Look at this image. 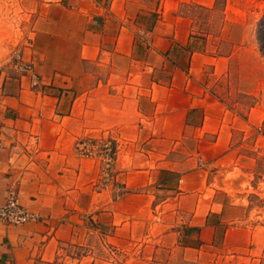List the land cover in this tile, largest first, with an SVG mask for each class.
Masks as SVG:
<instances>
[{"label":"crops","instance_id":"0c3cea01","mask_svg":"<svg viewBox=\"0 0 264 264\" xmlns=\"http://www.w3.org/2000/svg\"><path fill=\"white\" fill-rule=\"evenodd\" d=\"M182 2L213 5L41 0L28 49L38 85L21 74L13 89L0 76V206L15 190L41 219L0 220V264H114L100 248L161 234L197 262L205 248L219 249L221 230L223 246L240 232L225 225L209 171L231 157L235 131L259 125L262 108L257 102L243 117L221 98L255 94L233 89L234 49L223 51L222 33L197 31ZM97 134L125 141L107 184L102 159L73 147L76 137ZM183 223L196 243L181 244ZM85 229L100 238L91 254L63 255V247L85 246Z\"/></svg>","mask_w":264,"mask_h":264},{"label":"rangeland","instance_id":"374dc122","mask_svg":"<svg viewBox=\"0 0 264 264\" xmlns=\"http://www.w3.org/2000/svg\"><path fill=\"white\" fill-rule=\"evenodd\" d=\"M40 11L41 0H0V76L12 79L13 89L15 79L26 74L23 64H33L28 49H31ZM179 12L195 21L197 31L215 37L222 33L227 39L221 41L223 51L234 49L229 83L234 90L254 92L255 96L223 94L221 98L227 105L243 117L257 102L262 108L259 125L247 132L235 131L231 157L209 171L218 199L225 206V225L240 232H233L229 244L223 246L221 230L219 249L205 248L203 258L197 262L191 259L192 254L185 247L172 249L175 242L172 239L171 243L166 241L165 234L149 242L122 236L120 242L125 240L126 246L117 247L114 253L100 248L99 254L102 256L103 253L104 257L109 254L114 264H264V0H213L211 8L182 2ZM36 77L37 80L31 78L33 87L39 83V77ZM88 138L99 141L90 143L94 147L113 149V158H116L119 145L125 147L124 139L118 137V141L109 134L76 137L73 147H86L80 141ZM111 174L114 176L115 170ZM112 180V176L102 178L105 184ZM181 225V230L186 229L184 234L181 233V244L196 243L194 231L188 230L184 223ZM84 231L85 246L63 247V255L82 257L91 254V245L99 244L100 238Z\"/></svg>","mask_w":264,"mask_h":264},{"label":"built area","instance_id":"2783aa9c","mask_svg":"<svg viewBox=\"0 0 264 264\" xmlns=\"http://www.w3.org/2000/svg\"><path fill=\"white\" fill-rule=\"evenodd\" d=\"M23 65V70L26 72V74H30L32 79L37 80V77L33 72V64L31 62H26ZM91 142H94L96 144L99 141L89 138L87 140H81L80 143H82L86 147H75L76 153L83 158H92L96 156L102 159L104 164L105 178L112 176V164L115 159V157L113 158V149H111L110 147H94V144H90ZM97 150L102 152L97 153ZM40 218L41 217L39 215L27 210L20 203L19 195L15 190L10 191L6 202L0 206V220L5 225H24L27 223L36 222L40 220Z\"/></svg>","mask_w":264,"mask_h":264}]
</instances>
